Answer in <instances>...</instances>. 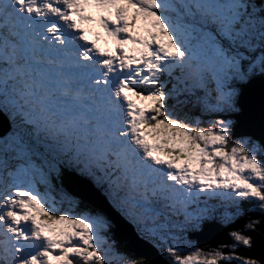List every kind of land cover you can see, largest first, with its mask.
<instances>
[{"label": "snow or ice", "instance_id": "6c2138e0", "mask_svg": "<svg viewBox=\"0 0 264 264\" xmlns=\"http://www.w3.org/2000/svg\"><path fill=\"white\" fill-rule=\"evenodd\" d=\"M257 75L264 0H0V264H264Z\"/></svg>", "mask_w": 264, "mask_h": 264}, {"label": "water", "instance_id": "95a60500", "mask_svg": "<svg viewBox=\"0 0 264 264\" xmlns=\"http://www.w3.org/2000/svg\"><path fill=\"white\" fill-rule=\"evenodd\" d=\"M240 102L243 106V115L238 114V122H251V129L249 134L253 136L256 140H261V128L264 127V79L260 76H256L249 84H244L241 87V98ZM237 118V117H234ZM264 142V141H262ZM69 191H72L69 188ZM98 195L102 197L99 193ZM92 201H90L91 203ZM113 235L127 242L130 251L135 252L136 254H140L144 251V249L132 243L127 234L122 232L119 228L113 230ZM219 238H226V234L222 235ZM217 239V237L209 238L207 236L200 237L201 244H212ZM145 243V242H143ZM150 247V246H149ZM132 248V249H131ZM154 251V250H153ZM255 255L256 253H252ZM155 259L161 261L163 264L162 258H159L157 254H155Z\"/></svg>", "mask_w": 264, "mask_h": 264}, {"label": "trees", "instance_id": "16d2710c", "mask_svg": "<svg viewBox=\"0 0 264 264\" xmlns=\"http://www.w3.org/2000/svg\"><path fill=\"white\" fill-rule=\"evenodd\" d=\"M259 1V0H258ZM243 85H240L239 87L241 88ZM113 235V234H112ZM113 238L117 241V243H118V245H119V247L121 248V250L122 251H127V252H129L130 254H136L135 252H133V251H130V248L128 247V245H127V242H125V241H123V240H120L119 238H117V237H115V235H113ZM146 243V242H145ZM202 246L203 245H207V243L206 244H201ZM132 249V248H131ZM158 256H159V254L158 253H156ZM159 258H160V256H159Z\"/></svg>", "mask_w": 264, "mask_h": 264}, {"label": "clouds", "instance_id": "9594fccd", "mask_svg": "<svg viewBox=\"0 0 264 264\" xmlns=\"http://www.w3.org/2000/svg\"><path fill=\"white\" fill-rule=\"evenodd\" d=\"M241 89V88H240ZM103 197V193H99ZM134 231V230H133ZM161 258V257H160Z\"/></svg>", "mask_w": 264, "mask_h": 264}, {"label": "rangeland", "instance_id": "374dc122", "mask_svg": "<svg viewBox=\"0 0 264 264\" xmlns=\"http://www.w3.org/2000/svg\"><path fill=\"white\" fill-rule=\"evenodd\" d=\"M259 2V1H258Z\"/></svg>", "mask_w": 264, "mask_h": 264}]
</instances>
